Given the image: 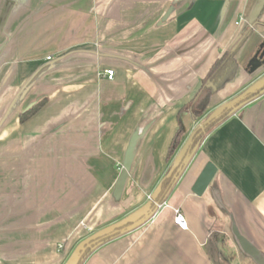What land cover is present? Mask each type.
<instances>
[{"label":"crops","instance_id":"obj_1","mask_svg":"<svg viewBox=\"0 0 264 264\" xmlns=\"http://www.w3.org/2000/svg\"><path fill=\"white\" fill-rule=\"evenodd\" d=\"M262 43L264 0H0V264H68L89 232L157 201L167 177L162 201L188 229L164 207L81 264H233L216 233L226 221L264 256V66L246 67ZM234 49L235 75L193 117L184 106ZM208 161L216 173L199 196Z\"/></svg>","mask_w":264,"mask_h":264},{"label":"water","instance_id":"obj_2","mask_svg":"<svg viewBox=\"0 0 264 264\" xmlns=\"http://www.w3.org/2000/svg\"><path fill=\"white\" fill-rule=\"evenodd\" d=\"M254 55L248 60L246 67L249 69L250 73H253L262 66H264V43H262L253 53ZM218 119V118H215ZM212 121L208 120L206 124L202 125L200 128L199 135L203 133L206 126L209 125ZM136 136H134L126 151V156L124 158V161L122 163V168L120 170V173L117 177V181L114 186L113 194L116 196V198H120L122 190L125 186L128 171L130 169V161L132 158V155L134 154V145L136 141ZM207 164L204 166L201 173L198 175L197 180L195 181L194 185L192 186V192L194 194H197L199 196L203 195L204 190L208 187L210 182L213 179V176L216 173V167L213 163L210 161L206 162ZM160 202V201H158ZM157 201L151 199V202L146 206L145 209H143L142 212L134 213L130 217H128L123 222H120L116 225H113V227L106 229L100 233H98L96 236L84 241L82 245L78 248L75 255L70 259L68 264H79L83 260V255L87 252V250L94 248L97 246L101 241L107 237L113 236L114 234L122 233L127 231L130 228H134L137 225L143 223L145 220H149L150 217L154 214L156 205L158 204ZM232 235L235 239L238 247L240 250L253 258L257 264H264V256L260 253L258 248L250 242V240L246 239L239 231L236 224H232Z\"/></svg>","mask_w":264,"mask_h":264},{"label":"trees","instance_id":"obj_3","mask_svg":"<svg viewBox=\"0 0 264 264\" xmlns=\"http://www.w3.org/2000/svg\"><path fill=\"white\" fill-rule=\"evenodd\" d=\"M235 49L231 51H226L222 56L217 58L216 61L210 66L208 73L206 76L201 80V87L195 94V96L188 101L186 106H184L183 109H189L195 118H200L204 111L206 110L207 106L210 103V98L214 93H216L217 89L223 86L226 82L232 79V77L236 73V59H235ZM41 103H37L36 105H33L32 108L29 110L23 112L20 114L19 119L20 121H24L25 119L29 118L31 115H33L34 112H36L39 108ZM224 117V113L222 117H220L217 121L212 122L211 124L207 125L203 133H201L195 141L201 139L203 135L212 127L214 126L219 120H221ZM198 132V131H197ZM181 132L180 130H177L175 136L172 139V142L169 146L168 156L172 154L176 150L177 145L179 144L181 140ZM171 185V179L170 177L165 178L163 182L161 183L160 190L158 192L157 202L162 201V198L164 197V194L166 190ZM114 234L113 236H115ZM113 236L107 237L103 239L101 242L106 241L108 239L113 238ZM90 250H87V252L83 255H87V253ZM82 262V261H81ZM81 262L79 264H81Z\"/></svg>","mask_w":264,"mask_h":264},{"label":"rangeland","instance_id":"obj_4","mask_svg":"<svg viewBox=\"0 0 264 264\" xmlns=\"http://www.w3.org/2000/svg\"><path fill=\"white\" fill-rule=\"evenodd\" d=\"M253 95V93H251L248 97H250V96H252ZM215 114H213V115H211V117H207V118H205L204 120L205 121H208V120H211V118H213V117H215L214 116ZM199 131V130H198ZM132 214H130V215H128V217H130ZM128 217H124L122 220H119V221H116V222H114L113 223V225H116V224H118V223H120V222H123L124 220H126ZM3 217H0V219H2ZM226 223V226H225V228H224V230L223 229H221L220 231H216V233L218 234V235H220L221 237H222V239H223V245H222V247H223V249L227 252V254H229V256H233V254L235 255V256H237L236 257V259H235V261L233 262V264H251L250 263V261H247V260H243V258L238 254V248H237V246L235 245V243L236 242H234V238L232 237V234H231V230H230V225L229 224H227L228 223V221H226L225 222ZM10 223L9 222H3V221H1L0 220V232H3L4 230H5V228H6V225H9ZM16 223H13V226L15 225ZM18 224H20V223H18ZM113 225L112 226H110L109 228H111V227H113ZM14 228V227H13ZM109 228H104V229H97V230H93V232L91 231V232H89V234L84 238V239H82V241H80L79 243L80 244H78V245H76L75 246V249H73L70 253V256H69V260H68V262L70 261V259L75 255V253H76V251L78 250V248L82 245V243L84 242V241H86V240H88V239H90V238H92V237H94V236H96L98 233H100V232H102V231H104V230H106V229H109ZM2 230V231H1ZM213 232H215V231H213ZM57 245H56V250H58V251H62L63 249H64V246H65V241H59V242H57L56 243ZM237 244V243H236ZM92 249V248H91ZM91 249H89V250H91ZM238 254V255H237ZM72 260V259H71Z\"/></svg>","mask_w":264,"mask_h":264},{"label":"built area","instance_id":"obj_5","mask_svg":"<svg viewBox=\"0 0 264 264\" xmlns=\"http://www.w3.org/2000/svg\"><path fill=\"white\" fill-rule=\"evenodd\" d=\"M103 73L106 75L107 79H112L115 75L114 70L112 68L104 69ZM149 198H150V196H149ZM164 207H170V206L165 201L158 202V204L156 205V208H155V212L150 217V219H153L159 213V211H161V209H163ZM170 209L173 211V214H174L173 215V223L178 225V227L183 229V230L188 229V225H187L186 218H185L183 211L180 210L179 207H175V206L170 207Z\"/></svg>","mask_w":264,"mask_h":264}]
</instances>
